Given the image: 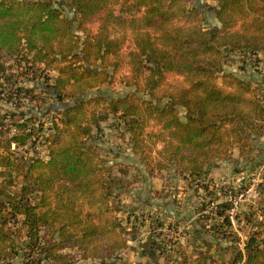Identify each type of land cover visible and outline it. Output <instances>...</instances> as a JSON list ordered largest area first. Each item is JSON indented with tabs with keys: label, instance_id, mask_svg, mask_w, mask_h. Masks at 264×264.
I'll list each match as a JSON object with an SVG mask.
<instances>
[{
	"label": "trees",
	"instance_id": "obj_1",
	"mask_svg": "<svg viewBox=\"0 0 264 264\" xmlns=\"http://www.w3.org/2000/svg\"><path fill=\"white\" fill-rule=\"evenodd\" d=\"M233 53L264 59V0H0V95L11 107L0 112V176L23 182L0 202V264L20 252V264H116L137 241L141 218L123 206L93 132L109 116L149 177L172 169L203 190L198 211L216 202L207 170L264 136V85L224 69ZM113 84L128 90L84 96ZM216 203L198 223L232 255L218 262L204 240L195 263L264 264V232L239 247L229 202ZM164 237L138 243L152 264L177 255Z\"/></svg>",
	"mask_w": 264,
	"mask_h": 264
},
{
	"label": "rangeland",
	"instance_id": "obj_2",
	"mask_svg": "<svg viewBox=\"0 0 264 264\" xmlns=\"http://www.w3.org/2000/svg\"><path fill=\"white\" fill-rule=\"evenodd\" d=\"M198 1L201 3L209 2V0ZM210 19L211 17L207 18L208 23H211ZM3 61H5L7 66H11L10 64H12L6 56L3 58ZM224 69L239 75L243 79H251L254 84L261 83L264 85V59L262 56L255 61L254 59H247L244 54L233 53L224 66ZM127 90L128 88L120 84H113L111 86L104 85L91 92H87L84 96L87 97L97 93L109 98H114L120 94H124ZM1 97L0 95V112L2 113L11 107L7 105ZM49 102L55 103L53 99ZM23 109H25V107H23ZM42 120L45 121L44 118H42ZM93 132L94 136L98 139L97 143L100 146L102 155L105 156L110 163L114 164L113 173L119 179L121 185L120 199L124 200L123 206H125V208H132L134 215H138L141 218L137 220L138 228L137 233H135L137 237L140 238L143 230L147 229V227L145 228V224L155 219V213L151 212L153 207H151V205L155 200H158L162 205L160 209L161 212L164 211L165 215L162 220H160V224L152 223V226L155 233L162 232L165 236L164 238H167L166 233H173L172 227L168 225L169 223H167L165 219L169 212L180 214V217L182 216L184 219L193 209L196 210L201 207V203L203 202L198 198V191H196L195 187H193L190 182L186 181H184L185 185H181V188L177 189L175 193L186 191L184 190L186 186L188 190L185 193L187 194H185L179 202H176V196L174 197L173 195L174 191L168 188V186L172 182H177L180 176L173 173L172 169L163 170L155 174L154 177H149L147 175L138 156L131 151L128 142V133L121 120L109 116L108 119L100 123V128L98 130L94 129ZM42 148V146H37L35 150L41 151L42 153ZM24 150H27V147H20L18 153L22 154ZM33 153L35 154V151H33ZM234 154V156L231 155L230 159L225 160L228 164L226 174L223 175L225 178L221 180L220 175L216 174L212 176L213 178L208 177V184H210V187H215V184H218V189L225 191L226 194L227 191L230 190L234 195L239 189L243 190L247 188V186H250V180L254 178L256 180L254 188L257 192V197L254 200L251 199L241 203L240 207H243L245 210L242 209L238 211L237 218L244 217L245 219L249 215L251 217L249 221L247 220L249 228L251 230H260L264 232V136L255 139L253 141V147L242 156H240L239 153L237 154V151H235ZM229 160H231V162H229ZM237 178L240 179L238 180ZM224 180H227L229 183ZM22 185L23 182L20 174H17L13 170H7L3 176H0V190H2L0 191V202L7 201L11 195L16 194L21 189ZM209 191L212 193V198H214L213 195L215 193L213 189H209ZM141 198L144 199L141 200ZM169 200L173 202L172 205L169 204V206H165L166 203L164 204V202ZM218 200H220V198H218ZM206 201L208 202L209 200L206 199ZM214 201L215 198L212 203L217 204V201ZM253 202L255 204H253ZM186 203H188L190 207L187 208L188 205ZM212 203H207V207ZM261 215L262 219H259L258 217ZM183 219L176 222V225H173L177 233L182 234L183 231H187L185 227L182 228L183 222L186 220ZM141 220L143 222L147 220L148 222L141 223ZM205 229H207V227H205ZM189 236L190 240L186 243V249L188 250L186 258H191V255L194 253V248H198L197 245L203 246L201 240H195L191 235ZM195 243H197V245H195ZM130 244H132L130 246H133V248H137V241H132ZM225 245L224 248H226L227 251L223 252V248H219L217 252H213V255L220 262H226L232 255L231 251L228 250L229 243ZM220 251L222 252L220 253ZM132 255L134 257L131 260L134 261L135 254ZM166 262L167 261L163 258H159L157 264H168Z\"/></svg>",
	"mask_w": 264,
	"mask_h": 264
},
{
	"label": "crops",
	"instance_id": "obj_3",
	"mask_svg": "<svg viewBox=\"0 0 264 264\" xmlns=\"http://www.w3.org/2000/svg\"><path fill=\"white\" fill-rule=\"evenodd\" d=\"M211 3L213 4V2L211 1ZM211 23L213 24H216L217 23V20L215 19L214 16L211 17ZM235 151H237V154H238V150L235 148L233 149L232 151V155L234 156L235 154ZM229 162H231V160H229ZM228 164L225 162V161H216L206 172V176L207 178L210 177V178H213L212 176L214 175H220V179H224L225 177L223 176L224 174H226V170L228 169ZM235 171V170H234ZM176 177V176H175ZM209 178V179H210ZM241 178V177H240ZM240 178H237L238 180ZM178 181L177 182H172L171 184H169L168 188H170L171 190H173V195L174 197L176 196V202H179L181 200V198L187 194L185 193L188 188L185 186L184 187V190L186 191H179L178 193H175V191L177 189H180L181 188V185H185L184 184V179H180L178 177ZM225 181V180H224ZM187 182V181H186ZM225 182H228L227 180ZM229 183V182H228ZM221 184V183H220ZM190 185V184H188ZM209 189H213L214 191V197L217 196V202H221L223 200H226L227 198V195L226 193H222V191L220 189H218V184H215V187H209ZM198 192V198L199 200L203 201V190L202 189H198L197 190ZM221 195V196H219ZM221 197H224V198H221ZM218 198H220V200H218ZM144 198H141V200H143ZM122 203L124 200H121ZM166 203V204H165ZM172 201L169 200V201H166L164 202L165 206H169L172 205ZM163 204V206H164ZM188 207L189 204L186 203ZM253 204H255L253 202ZM153 206V207H152ZM160 206H162L158 200H155L154 203L151 205L152 207V210L151 212L152 213H155V217H158V220H162L163 216L165 215L164 214V211L161 212V209H160ZM243 209V207H239V211H241ZM245 210V209H243ZM201 213H205V211H198V209L196 210H192L191 213H188L186 215V217L184 219H186L184 222H183V227H185V230L187 231H183L182 234L181 233H177V230H175L173 228V225L177 224L176 222H179V220H182V216L180 217V214H176V213H173V212H169L167 215H166V220H167V223H169L168 225H170L173 229V233L171 234H168L166 233V237L168 240L172 241L174 240V248H176V256L175 257H172V259L170 261H168L167 263L168 264H182V262H184L185 264H196L195 263V258H196V253L200 250H204L206 248V245L204 243V240H209L211 241V244H210V252L213 254V252H217V250L220 248H223V252L227 251L226 248H224L226 245V243H223V242H220L219 245L215 244L212 239L210 238L209 235H207L204 231V229L201 227V222L198 223V218L200 216ZM259 219H262V215L258 217ZM183 219V220H184ZM220 220V219H219ZM148 222L147 220H145L143 223H146ZM152 224V222L150 224H145V228L147 227V229L143 230V232L141 233V237H137V248H133V246H130L132 244H130L132 241L136 242V240H128L127 241V244L128 246L123 249L120 254L117 256V259H116V264H152L151 262L147 261L141 254H140V248L138 247V243L139 242H142L144 239H146V237L151 233V232H155L154 229H153V226L151 227V230H150V227L148 228V226H150ZM179 224V223H178ZM199 225V226H198ZM191 228V230H190ZM256 228V227H255ZM231 230L237 235V237L239 238V241H238V245L240 247V245L243 243V241L246 239V237L248 236V234L251 232V231H254V230H251L249 228V223L247 221V219L244 217H240L238 218V225L236 226V228L232 227L231 226ZM193 237L195 240H201V242L203 243V246H198L197 243H195V245H197L198 248H194V253L191 255V258H186V253L188 252V250L186 249V243H188V241L190 240V236ZM220 251V253L222 252ZM132 254H135V260H131L134 256ZM214 256V255H213ZM129 257V258H127ZM22 259V252L19 253V255L13 259L10 263L8 264H20V261ZM128 261V262H127ZM130 261V262H129ZM218 261V260H217ZM220 262V261H218ZM42 264H51L49 262H43ZM78 264H100L99 261L97 260H80L78 262Z\"/></svg>",
	"mask_w": 264,
	"mask_h": 264
},
{
	"label": "built area",
	"instance_id": "obj_4",
	"mask_svg": "<svg viewBox=\"0 0 264 264\" xmlns=\"http://www.w3.org/2000/svg\"><path fill=\"white\" fill-rule=\"evenodd\" d=\"M256 180L254 178H251L250 180V186H247L245 189H239L235 194L233 195L230 190L227 191V201L230 204L229 209L226 211V214L228 216V219L230 221V224L232 227L236 228L238 225V218L237 214L239 211V207L241 203L245 201H249L251 199H255L257 197V192L254 188ZM216 204L212 203L209 207H207L204 211L207 212L208 210H211L215 207ZM135 216L131 215L130 220H134ZM243 243L240 245L242 247Z\"/></svg>",
	"mask_w": 264,
	"mask_h": 264
},
{
	"label": "water",
	"instance_id": "obj_5",
	"mask_svg": "<svg viewBox=\"0 0 264 264\" xmlns=\"http://www.w3.org/2000/svg\"><path fill=\"white\" fill-rule=\"evenodd\" d=\"M72 19H73V17H72Z\"/></svg>",
	"mask_w": 264,
	"mask_h": 264
}]
</instances>
